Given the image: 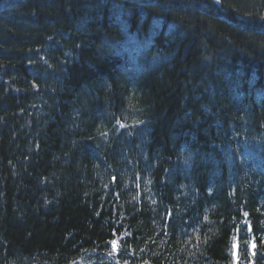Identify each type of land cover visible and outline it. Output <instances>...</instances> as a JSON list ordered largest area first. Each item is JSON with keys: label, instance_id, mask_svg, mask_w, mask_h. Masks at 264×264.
<instances>
[{"label": "trees", "instance_id": "trees-1", "mask_svg": "<svg viewBox=\"0 0 264 264\" xmlns=\"http://www.w3.org/2000/svg\"><path fill=\"white\" fill-rule=\"evenodd\" d=\"M218 2L0 0V264H264V0Z\"/></svg>", "mask_w": 264, "mask_h": 264}, {"label": "snow or ice", "instance_id": "snow-or-ice-1", "mask_svg": "<svg viewBox=\"0 0 264 264\" xmlns=\"http://www.w3.org/2000/svg\"><path fill=\"white\" fill-rule=\"evenodd\" d=\"M124 125H121V127H123Z\"/></svg>", "mask_w": 264, "mask_h": 264}, {"label": "water", "instance_id": "water-1", "mask_svg": "<svg viewBox=\"0 0 264 264\" xmlns=\"http://www.w3.org/2000/svg\"><path fill=\"white\" fill-rule=\"evenodd\" d=\"M214 1H216V2H217V0H214Z\"/></svg>", "mask_w": 264, "mask_h": 264}, {"label": "bare ground", "instance_id": "bare-ground-1", "mask_svg": "<svg viewBox=\"0 0 264 264\" xmlns=\"http://www.w3.org/2000/svg\"><path fill=\"white\" fill-rule=\"evenodd\" d=\"M5 1V0H4Z\"/></svg>", "mask_w": 264, "mask_h": 264}]
</instances>
